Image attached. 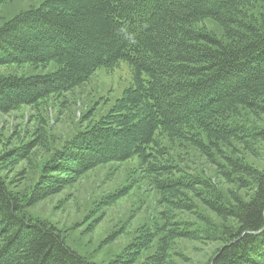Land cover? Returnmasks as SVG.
Listing matches in <instances>:
<instances>
[{
	"label": "trees",
	"instance_id": "trees-1",
	"mask_svg": "<svg viewBox=\"0 0 264 264\" xmlns=\"http://www.w3.org/2000/svg\"><path fill=\"white\" fill-rule=\"evenodd\" d=\"M253 3L264 0H44L0 25V65L57 64L49 73L0 76V112L72 92L120 61L133 72L132 84L109 110L45 162L26 200L0 172V264H101L70 247L51 222L28 216L24 206L95 167L134 157L169 208L162 212L161 235L144 227L127 245L128 261L159 235L142 264H165L175 239L197 235L172 210L196 214L199 202L235 222L208 264H264V164L247 158L264 142V124L245 119L264 120V19L245 11ZM207 20L222 36L204 25ZM163 136L185 140L209 159L218 155L227 168L221 167L223 177L247 199H223L206 178L179 172ZM234 143L244 155L222 152ZM31 150V144L12 149L0 162L18 161Z\"/></svg>",
	"mask_w": 264,
	"mask_h": 264
},
{
	"label": "rangeland",
	"instance_id": "rangeland-1",
	"mask_svg": "<svg viewBox=\"0 0 264 264\" xmlns=\"http://www.w3.org/2000/svg\"><path fill=\"white\" fill-rule=\"evenodd\" d=\"M42 1L6 0L0 7V25ZM245 11L258 22L264 19V4L253 3ZM204 25L222 36V29L214 21L207 20ZM56 67L54 61L40 66L28 63L0 65V76L44 74ZM132 82L130 66L126 61H120L111 68L97 70L88 82L72 92L53 95L35 105L0 112V156L29 144L32 148L18 161L0 162V172L11 188L26 200L45 162L79 131L104 115ZM245 119L257 125L264 124V120L255 121L251 116ZM160 141L179 172L206 178L223 199L234 196L247 199L245 190H240L234 183L229 184L223 177L220 170L224 162L218 155L209 159L185 140L163 136ZM253 149L255 157L247 155V158L260 167L264 164V142ZM232 150L236 155L245 154L237 143L231 149L222 147L226 156ZM152 178L136 157L107 163L81 175L57 194L34 205L25 203V212L34 219L51 222L70 247L91 261L142 264L158 246V237L162 234V212L169 208L163 203ZM197 203L199 209L196 214L172 210L176 220H185L195 228L197 235L193 239H175L165 264H208L216 248L222 244L224 230L235 225L232 219L225 220ZM144 227L156 230L159 235L152 244L138 250L136 261L132 258L128 261L129 256L125 257L127 245Z\"/></svg>",
	"mask_w": 264,
	"mask_h": 264
}]
</instances>
